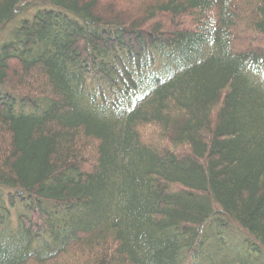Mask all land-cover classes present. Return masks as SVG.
<instances>
[{"label": "trees", "instance_id": "1", "mask_svg": "<svg viewBox=\"0 0 264 264\" xmlns=\"http://www.w3.org/2000/svg\"><path fill=\"white\" fill-rule=\"evenodd\" d=\"M124 1L0 0V264H264V0Z\"/></svg>", "mask_w": 264, "mask_h": 264}, {"label": "rangeland", "instance_id": "2", "mask_svg": "<svg viewBox=\"0 0 264 264\" xmlns=\"http://www.w3.org/2000/svg\"><path fill=\"white\" fill-rule=\"evenodd\" d=\"M98 5L99 8H101V11L104 12H106L109 7H112V9L114 7L117 13L128 12L127 1L124 0H98Z\"/></svg>", "mask_w": 264, "mask_h": 264}]
</instances>
